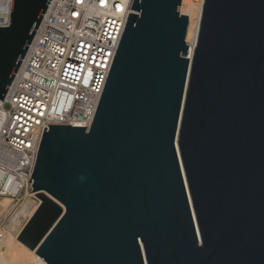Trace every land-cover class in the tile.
Instances as JSON below:
<instances>
[{"label": "water", "instance_id": "95a60500", "mask_svg": "<svg viewBox=\"0 0 264 264\" xmlns=\"http://www.w3.org/2000/svg\"><path fill=\"white\" fill-rule=\"evenodd\" d=\"M49 0H12L0 100ZM133 0L85 126L43 131L17 241L46 264H264V0ZM30 183V180L28 181Z\"/></svg>", "mask_w": 264, "mask_h": 264}, {"label": "built area", "instance_id": "2783aa9c", "mask_svg": "<svg viewBox=\"0 0 264 264\" xmlns=\"http://www.w3.org/2000/svg\"><path fill=\"white\" fill-rule=\"evenodd\" d=\"M11 3L0 0V28L9 23ZM132 3L48 1L0 100V246L17 238L38 206L30 178L44 128H90L127 18L135 14Z\"/></svg>", "mask_w": 264, "mask_h": 264}, {"label": "bare ground", "instance_id": "6f19581e", "mask_svg": "<svg viewBox=\"0 0 264 264\" xmlns=\"http://www.w3.org/2000/svg\"><path fill=\"white\" fill-rule=\"evenodd\" d=\"M202 6H203V0H195L194 6L187 5L188 27H187L185 40L188 43L187 44V46H188L187 59L190 63L192 61L194 51H195V47H196L199 23H200L201 13H202ZM34 211L35 210L32 209V211H30V214H33ZM11 240H17V238L16 237L6 238L0 246V250L3 248L4 245H6L7 243H10ZM19 244L22 245L21 243H19ZM25 249H27V248H25ZM28 251L31 252L32 254H34L36 257H38L34 251H30V250H28ZM37 264H46V263H44V261L38 257L37 258Z\"/></svg>", "mask_w": 264, "mask_h": 264}, {"label": "rangeland", "instance_id": "374dc122", "mask_svg": "<svg viewBox=\"0 0 264 264\" xmlns=\"http://www.w3.org/2000/svg\"><path fill=\"white\" fill-rule=\"evenodd\" d=\"M37 258L17 240H11L0 250V264H37Z\"/></svg>", "mask_w": 264, "mask_h": 264}]
</instances>
